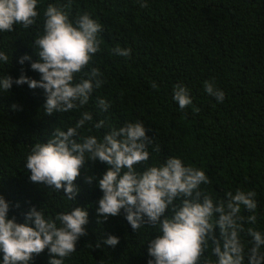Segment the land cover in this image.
Returning a JSON list of instances; mask_svg holds the SVG:
<instances>
[{"label":"trees","instance_id":"trees-1","mask_svg":"<svg viewBox=\"0 0 264 264\" xmlns=\"http://www.w3.org/2000/svg\"><path fill=\"white\" fill-rule=\"evenodd\" d=\"M141 2L147 6L141 7ZM49 4L67 5L65 11L73 22L88 14L101 24L100 51L76 74V81L87 78L85 73L95 67L103 83L94 87L85 106L51 116L44 112L42 89L13 84L9 91H0V196L9 202V218L23 223L33 206L53 219L72 207L85 208L87 235L78 240L76 251L64 258V264H147V242L159 234L157 229L145 225L133 231L123 210L98 223L97 201L103 193L97 180L84 181L86 175L101 177L107 165L88 162L75 181L79 193L74 201L63 190L32 183L24 167L31 145L46 142L56 127L66 131L75 126L87 111L93 121L79 130L82 136L102 139L112 128L135 122L149 129L150 157L136 165L138 172L178 157L186 166L205 172L210 183L201 188L214 202L237 189L255 192L256 221L245 220L239 233L245 245L244 264H248L247 251L253 241L248 230L264 235V0H39L34 25L0 32V51L9 56L7 64L0 62V77L15 79L23 70L30 78L40 79L30 68L38 59L31 44L42 33ZM116 47L131 53L128 57L114 54ZM25 54L31 61L21 65L18 60ZM205 81L224 92L222 103L205 91ZM176 85L186 87L191 97L192 104L184 109L173 99ZM101 98L110 105L107 111L97 103ZM100 120L105 124L97 129L93 125ZM155 146L158 152L153 151ZM251 214L242 206L243 217ZM109 234L119 237L114 248L103 243ZM48 261L45 249L34 255L31 264ZM200 264H216L211 242Z\"/></svg>","mask_w":264,"mask_h":264},{"label":"clouds","instance_id":"clouds-1","mask_svg":"<svg viewBox=\"0 0 264 264\" xmlns=\"http://www.w3.org/2000/svg\"><path fill=\"white\" fill-rule=\"evenodd\" d=\"M39 0H0V32H13L16 25L28 29L39 16ZM141 7L146 3L141 2ZM49 4L44 10L42 33L33 40L31 47L38 59L30 68L40 74V79L27 76L23 70L18 78L0 77V91L7 92L13 84H27L30 89H42L45 95L43 109L46 115L68 113L85 106L94 87L103 83L98 68H91L76 81L100 51L98 34L103 30L100 23L88 14L79 16L75 22L69 19L65 9ZM114 54L128 57L131 49L116 47ZM9 56L0 51V62L7 64ZM31 61V56H21L18 63ZM153 87H157L155 82ZM205 91L223 102L225 94L213 82L205 81ZM173 99L180 109L192 104L186 87L176 85ZM107 111L109 103L97 101ZM13 110L17 105L13 104ZM90 112H83L75 126L63 130L54 128L46 142L31 145L26 156L25 169L34 184L53 191L63 190L68 200L74 201L79 193L75 181L89 161L107 165L101 177L86 175L85 183L98 181L103 193L97 201L98 223L109 217L119 216L121 210L132 230L138 232L145 225L158 233L147 242V264H200L201 257L211 242L216 264H244L245 245L239 238L242 223L256 221L257 202L255 192L237 189L227 192L223 200L215 201L201 188L210 183L202 169L186 166L178 157H169L163 164L146 167L138 172L136 165L149 160L148 145L153 139L147 136L142 122L126 123L112 128L102 139L94 135L82 136L80 129L92 122ZM105 122L93 126L100 129ZM153 151H159L155 146ZM86 172V171H85ZM176 201H180L179 204ZM242 206L249 213L241 215ZM18 207V205H17ZM9 202L0 196V253L3 264H31L34 255L48 250V264H64V258L76 251L78 240L87 235L89 213L85 208L75 207L69 212L58 213L55 218L45 217L43 210L35 206L25 213L23 223L13 216L9 218ZM171 212V215H169ZM167 213V215H166ZM34 225V226H33ZM252 247L247 251L248 264H264V235L249 229ZM105 245L116 247L119 237L109 234L103 239ZM101 247L98 241L95 245Z\"/></svg>","mask_w":264,"mask_h":264}]
</instances>
